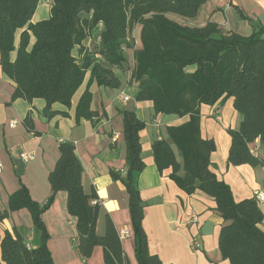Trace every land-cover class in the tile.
<instances>
[{"label": "trees", "instance_id": "trees-1", "mask_svg": "<svg viewBox=\"0 0 264 264\" xmlns=\"http://www.w3.org/2000/svg\"><path fill=\"white\" fill-rule=\"evenodd\" d=\"M40 0H0V68L14 84L11 101L34 99L45 102L47 119L66 112L53 111L52 105L70 107L71 100L88 80L75 107L74 120L95 125L107 119L91 109L92 84L118 89L120 79L113 72L127 61L125 51L133 49L134 66L130 82L137 85V102L148 101L154 113L188 120L166 129L168 141L152 143V157L158 173L170 170L169 179L187 196L196 191L210 197L223 225L218 235L221 258L229 264H264L263 213L254 197L236 202L230 187L211 170L210 155L215 152L213 139L200 135V106H221L233 100V109L241 116L237 129H227L230 139L227 164L264 166L254 156L250 145L264 147V27L250 22L247 37L224 32L214 22L202 27L178 23L176 15L193 20L208 0H51L49 18L36 23L31 19ZM238 16L250 21L242 12ZM140 26L139 49H134L132 30ZM15 48V35L22 30ZM31 37L33 44L30 46ZM97 38L96 51L82 46L88 38ZM78 48L77 56L73 55ZM16 52L14 60L10 53ZM192 67V71L187 68ZM125 143L126 170H111L112 181L124 187L133 234L137 264H163L148 251L142 222L144 207L137 186L144 170L140 132L145 122L128 110H119ZM23 126L38 136L27 115ZM180 155L177 162L174 149ZM59 156L48 174L50 196L43 204L31 200L27 188L20 184L0 209V222L12 213L26 210L30 214L35 245L30 246L20 228L5 230L0 241L4 264H54L47 248L49 235L42 221L43 213L58 192L66 195V210L75 218L76 249L88 260L95 247L102 249L104 264H129L119 235L110 219L102 236L96 233L100 201L95 191L86 194L82 187V165L73 143L58 145ZM183 170V176L178 173Z\"/></svg>", "mask_w": 264, "mask_h": 264}, {"label": "crops", "instance_id": "crops-1", "mask_svg": "<svg viewBox=\"0 0 264 264\" xmlns=\"http://www.w3.org/2000/svg\"><path fill=\"white\" fill-rule=\"evenodd\" d=\"M51 0H43L31 19L36 23L49 18ZM237 10L250 21L241 19ZM169 18L189 26L202 27L208 22H214L224 32H234L247 37L251 34L250 22L264 27V0H208L201 6L198 15L193 20L169 15ZM22 30L15 35V48L19 43ZM134 39V49L141 47L140 26H135L131 34ZM31 37L30 46L33 44ZM97 38H88L82 46L89 51H96ZM78 48L73 51L77 56ZM133 49L125 51L127 61L113 72L120 79L118 89L97 87L92 84L91 109L99 114L105 112L107 119H102L95 125L82 120L75 124V107L85 89L88 75L83 85L73 96L70 107L59 104L52 105L53 111L66 112L68 117L57 115L47 119L43 115L45 102L34 99L28 103L22 99L11 101L14 92L13 82L7 78L0 68V209L7 206L8 196L15 192L19 185H24L32 201L43 204L50 196L48 174L54 168L58 159L60 142H71L75 154L82 165L81 182L86 194L96 192L100 201L96 233L102 236L105 232L106 220L110 219L119 235L122 250L129 264H137L134 257L133 234L128 212V198L121 183L114 182L109 176L111 170L124 173L126 170L125 143L122 136V120L119 110L134 112L145 122V128L140 132L141 158L144 170L138 175L137 186L144 207L142 226L147 238L148 251L155 255L163 264H229L221 258L218 250V235L223 221L215 210L214 201L196 191L187 196L169 179L170 170L161 174L155 168L151 146L156 140L168 141L166 129L169 126H179L188 118L173 115L155 114L151 102H137V85L130 82L133 70ZM16 52L10 53L14 60ZM193 68H187L192 71ZM126 96L128 101H123ZM29 115L34 130L39 133L34 136L28 133L22 124ZM16 125L10 127L9 123ZM241 116L233 109V100L228 99L221 106H200V135L202 139H213L216 150L210 155L211 170L217 178L224 181L232 192L236 202L252 198L255 191L264 192V166L250 167L248 165L230 166L227 164L230 139L227 129H237ZM174 149L177 162L182 165L180 155ZM254 156L264 161V147L255 141L250 145ZM22 155H30V161H23ZM180 176L183 170L180 169ZM263 213L261 229L264 231V204L259 205ZM197 218L192 222L191 216ZM42 221L49 235L47 248L54 264H104L102 249L95 247L88 260H82L76 249L77 233L75 218L66 210V195L58 192L54 202L43 213ZM22 229L30 246L35 245V235L30 214L26 210L12 213L0 222V241L5 230ZM128 236L121 238V232ZM199 240L201 248L192 251L190 242ZM0 264H4L1 260Z\"/></svg>", "mask_w": 264, "mask_h": 264}, {"label": "built area", "instance_id": "built-area-1", "mask_svg": "<svg viewBox=\"0 0 264 264\" xmlns=\"http://www.w3.org/2000/svg\"><path fill=\"white\" fill-rule=\"evenodd\" d=\"M122 99H123V101H128V98L126 96H124ZM15 125H16L15 121H11L9 123L10 127H14ZM22 159H23V161L27 162V161H30L32 159V157L30 155H22ZM1 172H2V163L0 161V174H1ZM253 197L259 205L264 204V192L263 191H255L253 194ZM191 220H192V222L196 223V221H197L196 216L192 215ZM126 236H128L127 232H124V231L121 232V235H120L121 238H124ZM190 248L192 251H198L201 248V243L199 242V240H196L193 238L190 242Z\"/></svg>", "mask_w": 264, "mask_h": 264}, {"label": "rangeland", "instance_id": "rangeland-1", "mask_svg": "<svg viewBox=\"0 0 264 264\" xmlns=\"http://www.w3.org/2000/svg\"><path fill=\"white\" fill-rule=\"evenodd\" d=\"M43 0H40V7L42 6Z\"/></svg>", "mask_w": 264, "mask_h": 264}]
</instances>
